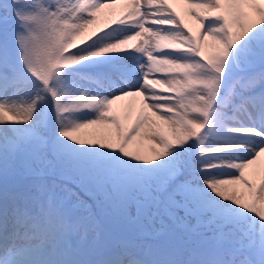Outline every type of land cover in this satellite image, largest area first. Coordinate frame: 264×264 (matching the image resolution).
I'll list each match as a JSON object with an SVG mask.
<instances>
[{
	"label": "snow or ice",
	"instance_id": "obj_1",
	"mask_svg": "<svg viewBox=\"0 0 264 264\" xmlns=\"http://www.w3.org/2000/svg\"><path fill=\"white\" fill-rule=\"evenodd\" d=\"M262 157L264 0H0V264H264Z\"/></svg>",
	"mask_w": 264,
	"mask_h": 264
},
{
	"label": "bare ground",
	"instance_id": "obj_2",
	"mask_svg": "<svg viewBox=\"0 0 264 264\" xmlns=\"http://www.w3.org/2000/svg\"><path fill=\"white\" fill-rule=\"evenodd\" d=\"M121 7V5L119 3H117L115 5V9L119 10V8ZM178 7L180 8L181 11H183V7L178 5ZM261 164L258 165V167L260 168V170H264V157L261 158Z\"/></svg>",
	"mask_w": 264,
	"mask_h": 264
}]
</instances>
